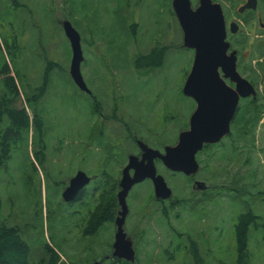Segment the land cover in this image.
<instances>
[{"label": "rangeland", "instance_id": "1", "mask_svg": "<svg viewBox=\"0 0 264 264\" xmlns=\"http://www.w3.org/2000/svg\"><path fill=\"white\" fill-rule=\"evenodd\" d=\"M191 1L196 7L198 0ZM216 1L223 6L228 39L232 49L238 52V70L257 85L259 103L264 105V77L259 68V62L264 66V56H261L264 51V0H259L258 13H240L238 8L244 0ZM171 2L0 0V72L8 63L17 73L23 106L27 103L25 96L33 94L42 84L49 62L57 64L50 71L48 88L34 106L54 120L51 132L56 138L48 140V159L39 164L35 158L37 145L32 144L29 153L23 145L22 153L16 155L13 180L9 186L4 183L1 191L5 204L0 220L22 228L32 246L34 264L47 256L46 243L61 255L62 264H91L99 253L107 252L113 239L111 231L103 229L85 238L78 236L74 217L64 209L62 193L78 168L93 174L105 165L114 170L117 164L125 163L129 153L136 151L129 138L127 121L132 134L152 144L174 143L179 133L188 128L196 105L184 95L183 86L192 67L194 52L182 45L183 32L171 12ZM65 20L71 21L81 33L84 53L81 71L90 95L71 77L72 48L63 29ZM232 22L239 26L235 34L230 32ZM158 45L169 47L164 64L136 68V56ZM3 87L0 80V94ZM28 111L31 115L30 108ZM99 112L115 114L116 119H108L101 126L99 116H94V122L92 119V115ZM120 143L124 145V154ZM237 147L225 139L219 147L203 152L199 161L205 174L196 180L204 182V188H198L199 185L185 175L178 173L172 178V174L167 173L170 171H163L164 176L170 178L175 196L194 198L186 209L180 207L172 211L168 204L159 206L151 182L130 192L127 198L130 212L125 228L136 243L139 261L144 264H194L188 246H183L187 235L181 239L177 238V233L198 236L200 232L205 264H237L236 220L233 219L240 212L252 210L261 216L262 226L254 229L251 235L250 264H264V127L258 131L256 151L244 147L242 142ZM238 156L236 166L240 168L236 170L235 166L232 171H237L239 177L244 176L239 180L240 185H236L242 193L240 196L224 187L221 192L214 186L230 183L225 174L231 167V160ZM219 159L221 162L217 164ZM32 161L36 162L37 170ZM248 193H252L251 198ZM217 195L220 197L216 200ZM165 209L170 212L169 218L163 216ZM191 209L204 210L202 220H198V214L191 213ZM193 220L197 227L193 226ZM216 223L220 224L215 226ZM169 224L176 226V238ZM179 242H182L180 250L170 257Z\"/></svg>", "mask_w": 264, "mask_h": 264}, {"label": "water", "instance_id": "2", "mask_svg": "<svg viewBox=\"0 0 264 264\" xmlns=\"http://www.w3.org/2000/svg\"><path fill=\"white\" fill-rule=\"evenodd\" d=\"M257 4V0H247L239 10L242 12L245 8L257 9ZM172 7L183 32V46L194 50L192 67L184 83L183 93L195 100L196 108L190 116L189 129L180 132L175 145L166 146L165 152L162 153L141 141V159L131 155L123 170L118 199L121 196L124 216L119 200L121 212L117 218L119 225L117 224L115 233L113 255L131 263H134L136 258L134 243L123 225L129 211L126 198L132 187L145 179H151L156 198H170L172 189L164 176L157 173L155 159L160 158L173 171L195 175L200 168L196 158L198 152L206 144L219 143L230 133L240 99L251 95L257 97L255 86L237 69V51L229 52L231 44L227 40V22L221 3L199 0L198 5L193 7L191 0H173ZM63 29L72 48L71 77L81 90L90 92L81 71L84 60L81 34L69 20L63 22ZM230 30L236 33L238 24L232 22ZM227 79L236 86H230ZM131 168L135 170L133 175L130 174ZM89 182L90 177L84 171H78L64 190L63 198L66 201L74 199L79 190ZM196 185H199L198 188H204L202 182L197 181ZM95 263L103 264L102 261Z\"/></svg>", "mask_w": 264, "mask_h": 264}, {"label": "trees", "instance_id": "3", "mask_svg": "<svg viewBox=\"0 0 264 264\" xmlns=\"http://www.w3.org/2000/svg\"><path fill=\"white\" fill-rule=\"evenodd\" d=\"M251 13H254V11H251ZM168 49L169 47L166 45H158L147 53L139 54L134 60L136 68L141 69L161 67L166 60ZM261 56H264V51L261 53ZM55 65H57L55 62H49V68L45 71L42 85L35 88L33 94L25 96V101L27 102L26 106L22 105V89L18 81L17 73L10 68L8 63H6L1 69L0 80L4 83V87L1 90L0 94V214L1 212H3L5 204L1 196L3 184L6 183V185L9 186L11 181L13 180V169L14 167H16V155L22 153L21 148L23 147V145H26L27 153H29V148L32 143L37 145L35 150V158L37 159L36 162H38L39 164H44V162L47 160V158L44 157L47 150L46 142L49 140V138H52L51 123L54 120L53 117H51L49 114L44 113L42 110L34 106L38 101L41 100L40 97L48 88V84L51 78L50 71ZM259 66L261 70L260 75L264 77L263 63L259 62ZM29 103L32 104L31 107L27 106ZM28 108L31 109L32 116L30 115ZM261 121H264V106H262L258 103V101L255 100L242 102L241 108L240 110H238L233 120L232 130L230 134L226 136L220 143L223 144V141L225 139H228V141L230 140V144L232 146L237 144V148H239V144L240 142H242L244 147H248L249 149L252 148L256 151L258 131L261 127H264V122ZM220 143L215 144L214 146L207 147V149H205L204 151L209 152L212 147H219ZM162 144L163 143H160V146ZM203 152L198 155L199 160ZM239 158L240 157L238 156L237 158H235V160H231V162L229 163L231 167L228 168L229 171H227L225 174V177L230 180V183L226 182L225 186L221 183H217L214 185L216 188H220L219 190H222L221 192H224V189H226L229 192L238 194V196L242 194L240 193L239 187H237L236 185H240L239 180H242L244 176L240 175L239 177L237 171H232V169L237 165ZM32 162L35 165L34 166L32 164L33 168L37 170L36 162ZM220 162L221 159L218 160L217 164H220ZM239 168L240 167L236 166V170H239ZM223 171L224 170H222V172ZM203 172L204 171L200 169L198 176L203 177L205 174ZM224 173H222V175H224ZM171 176L172 178L174 177V175ZM217 177L218 175L214 179H217ZM207 178L211 179L210 177ZM103 186L108 188L105 184ZM111 188L113 189L111 190ZM111 188L104 191L103 198H107L109 194H111L113 200L116 202V183L112 184ZM227 191L225 193L228 194ZM191 195H194V193H192ZM251 195L252 193H248L249 198H251ZM218 197H220V195L216 196V200L218 199ZM174 198L177 200V202L175 201L168 205L170 206L171 210L175 208V211L180 207H184V209H186L188 207V204L192 203V201L194 200V198L192 197L182 198L175 195L173 196V199ZM116 206L117 204H112L113 214ZM110 207L111 204L108 205L105 210H103V213L100 212L99 206L96 208L94 214L90 219V230L85 229L83 231L84 238L87 235L98 234L101 231L99 227L101 221L113 219L112 214L110 213ZM190 211L191 213L193 212L194 215L198 214V220H202L201 214H204L205 212L204 210L200 209H191ZM164 214L166 218H169L170 212L167 209L164 210ZM233 220H236L234 222L237 250L236 262L237 264H250L251 249L249 248V246L251 235L252 232H254V229L258 230L262 226L261 216L253 213L252 210H248L247 212L238 213L236 219ZM192 222L194 227L198 226V224H194V220ZM219 224L220 223H216L215 226H218ZM197 233L198 236H192L191 234H188L186 232H178L177 236H179L177 238L183 239L184 235H187L185 237L186 242L183 246H188V252L191 258L194 259V264H205V259L202 254L200 245L202 234H200V232ZM173 238H176L175 234ZM29 242L30 241L24 237L23 230L19 225H11L5 219L0 220V264H34L31 261L32 246ZM181 243L182 242H179L177 246H175V249L173 250V253L170 257L174 256V252L180 250ZM45 251L47 256L42 257L39 264H62V262L60 261V254L49 243L45 244ZM165 253L168 252L165 251ZM96 260H104V264H144L139 261L138 258L135 263H130L124 259H116L107 262L105 257H103L100 253L94 259V261Z\"/></svg>", "mask_w": 264, "mask_h": 264}, {"label": "flooded vegetation", "instance_id": "4", "mask_svg": "<svg viewBox=\"0 0 264 264\" xmlns=\"http://www.w3.org/2000/svg\"><path fill=\"white\" fill-rule=\"evenodd\" d=\"M173 1V0H172ZM199 1V0H198ZM216 1V0H214ZM219 2V1H218ZM247 2V0H244V2L241 4V6H239L238 8V11L240 13H243L245 11H248L251 13V11H256L257 13L259 12L258 9H252V8H245L242 12L239 10L245 3ZM257 2L259 3V0H257ZM220 3V2H219ZM198 5V3H197ZM222 5V4H221ZM223 7V6H222ZM171 12L172 14L175 16V18L177 19V16L173 10V7H172V2H171ZM257 8H258V4H257ZM225 15V14H224ZM226 18V17H225ZM264 23V22H263ZM160 46H165V45H160ZM167 46V45H166ZM156 47V46H155ZM154 47H151V49H153ZM149 50V51H150ZM237 61H238V58H237ZM249 79V78H248ZM250 80V79H249ZM251 81V80H250ZM252 82V81H251ZM43 83V81H42ZM227 83L232 86V87H235L236 84L234 82H232L230 79H227ZM253 83V82H252ZM255 85V87H257V85L255 83H253ZM42 85V84H41ZM39 85V86H41ZM38 86V87H39ZM257 89V88H256ZM87 93V92H86ZM91 94V90L90 92L88 93V95ZM192 99V98H191ZM193 100V99H192ZM249 100H255V101H258L259 103V94L257 96V98H254L253 96H250V97H247V98H241L240 99V102H239V106H238V109H237V112L238 110H240L241 108V104L242 102H245V101H249ZM195 102V100H193ZM260 104V103H259ZM195 105H196V102H195ZM262 106H264L263 104H261ZM196 108V106H195ZM194 108V109H195ZM116 110H117V105L115 104L114 108H113V111L114 113L116 114ZM236 112V114H237ZM114 114V115H115ZM235 114V116H236ZM99 116V119H101V126H103L105 124V121H108V119H116V115H112V114H108V115H104L103 112H99L98 114L97 113H94L92 115V119H93V122H94V116ZM235 118V117H234ZM118 119H121V117H118ZM234 120V119H233ZM233 123V121H232ZM232 123H231V130H232ZM126 128L128 129L129 131V138L131 139L134 147H135V150L133 153H129L127 155V160L125 161V163L123 165H120V164H117L115 169L112 170L109 168L108 165H105L101 168L100 172H97L95 174L93 173H88L85 171V169H80L78 168L77 172L80 171V170H83L85 173H87L89 176H90V182L84 187L82 188L81 190H79V192L77 193V195L74 197V199L72 200H69V201H66L65 199H63L65 201V205H64V209H68V214L69 216L71 217H74V222H75V225H74V230L77 232L78 236H83V231L85 229H89L90 227V219L92 217V215L94 214L96 208L99 206L100 207V212H104L103 210H105L108 205L111 204V207H110V213L112 214V217L113 219L111 220H103L101 221L100 223V229L101 230H109L111 231L112 233V241L111 239L109 240V242L111 241V244L110 246L108 245V250L107 252L103 255V257H105L106 259H109V260H116V259H124V258H118L116 256L113 255V251H114V247H113V243L115 241V233L118 229V226H117V223H116V220L117 218L120 216V212H121V205L119 203V199L117 197V193L118 191L120 190V182H121V179L123 177V170L124 168L126 167V165L129 163V157L134 154L136 155L139 160L141 159L142 157V154H143V150H142V147L140 145V142H144L148 147H151L153 149H156V150H159L161 151L162 153L165 152V147L167 145H175L178 141V139L173 143V142H166V143H163L161 146H160V143H155V144H152L149 140H146V139H141V138H138L136 137L134 134H132L131 130H130V127L131 126L129 124V122L127 121L126 123ZM188 127H189V124H188ZM231 132V131H230ZM132 134V135H131ZM230 134V133H229ZM228 134V135H229ZM52 138H55V136L52 134L51 135ZM225 138V137H224ZM223 138V139H224ZM222 139V140H223ZM221 140V141H222ZM220 141V142H221ZM219 142V143H220ZM47 144V150H46V153L44 155V157H46L48 159V151H49V141L46 142ZM121 144V149H122V154H124V152H126L124 150V145L123 143H120ZM216 144V143H215ZM215 144H206L204 146V148L197 154V156L203 152L205 149H207V147H210V146H214ZM218 144V143H217ZM44 147V146H43ZM42 147V149H43ZM58 151L60 150L61 152V148L59 146H56ZM36 150V149H35ZM124 151V152H123ZM198 161H199V158H198ZM200 162V161H199ZM123 163V162H122ZM155 165H156V168H157V173H160L164 176L163 174V171L164 170H167V171H170V172H167V173H171L172 175H176V174H182V175H185L186 177L190 178V180L192 181H197L196 179H198V174L196 173L195 175H186L184 174L183 172H178V171H173L171 169H169L165 164L164 162L160 159V158H156L155 159ZM122 167V168H121ZM118 168H121V170L119 169V171H116V169ZM76 172V173H77ZM135 172V170L133 168L130 169V174L133 175ZM165 177V180L168 184V186L172 189V191L174 190V188L170 185V178H168L167 176H164ZM145 182H151L152 185H153V189H154V183L151 179H146L140 183H137L135 184L132 189L129 191V194L130 192H133L136 188H138L141 184L145 183ZM116 183V192H115V195H116V198H117V201L115 202L113 200V197L111 196V194H109V196L107 198H103V193L105 190L107 189H110L112 184H115ZM106 185L108 188H106L105 186L103 185ZM196 184V183H195ZM113 188H111L112 190ZM133 190V191H132ZM204 191V190H203ZM128 194V196H129ZM127 196V198H128ZM173 196H174V191H173V195L171 198H168V199H161V198H156L155 197V202L159 205V206H165L164 204H170V203H173V202H177V200L174 198L173 199ZM126 198V200H127ZM168 202V203H167ZM114 203L117 204V206L115 207V211H114V214H113V210H112V204ZM127 204H128V201H127ZM129 206V205H128ZM176 206V205H175ZM173 211H175V208L172 209ZM129 212H130V209L125 217V221H124V225H123V228L125 230V232L127 233L126 231V221H127V217L129 215ZM163 216L165 217V214H164V210H163ZM175 218L177 216H174ZM107 218V217H105ZM142 221L144 222V219H142ZM169 227H170V230L173 232L174 231V234L176 233V226L174 224H169ZM218 228V227H217ZM173 234V235H174ZM127 235L132 239L134 245L136 246V243L133 239V236L128 234ZM170 242H172V239L170 240ZM137 253V252H136Z\"/></svg>", "mask_w": 264, "mask_h": 264}, {"label": "bare ground", "instance_id": "5", "mask_svg": "<svg viewBox=\"0 0 264 264\" xmlns=\"http://www.w3.org/2000/svg\"><path fill=\"white\" fill-rule=\"evenodd\" d=\"M124 190H125V188L123 189V192H124ZM119 200H120V202H121V204H122V206H123V211H122V216H124V205H123V202H122V200H121V196L119 197ZM116 222H117V224L119 225V219L118 220H116ZM93 264H97V263H93Z\"/></svg>", "mask_w": 264, "mask_h": 264}]
</instances>
